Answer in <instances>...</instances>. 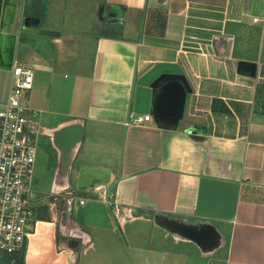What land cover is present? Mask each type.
Returning <instances> with one entry per match:
<instances>
[{"label":"crops","instance_id":"0c3cea01","mask_svg":"<svg viewBox=\"0 0 264 264\" xmlns=\"http://www.w3.org/2000/svg\"><path fill=\"white\" fill-rule=\"evenodd\" d=\"M101 2L105 26L119 32L89 33L88 72L31 66L30 102L55 164L49 189L47 177L35 181L45 199L20 264H264V0ZM68 5L0 0V102L24 36L55 37L58 20L74 27ZM169 83L179 88L177 121L126 125L131 111L153 114ZM50 115L54 125L41 118ZM71 124L83 139L60 149L54 133ZM100 184L119 218L91 193L78 201ZM52 191L62 195L50 201Z\"/></svg>","mask_w":264,"mask_h":264},{"label":"built area","instance_id":"2783aa9c","mask_svg":"<svg viewBox=\"0 0 264 264\" xmlns=\"http://www.w3.org/2000/svg\"><path fill=\"white\" fill-rule=\"evenodd\" d=\"M34 86V70L25 61L17 60L12 69L8 98L0 102V258L10 257L14 264L16 255L24 252L27 240L34 229L35 206L43 201L35 188V170L43 127L39 111L32 107L29 93ZM153 120L152 114L129 113L126 125H143ZM92 198L107 204L112 214L119 218L122 207L114 194L104 184L88 189ZM50 195L61 196L52 191ZM74 200L76 195H66Z\"/></svg>","mask_w":264,"mask_h":264},{"label":"rangeland","instance_id":"374dc122","mask_svg":"<svg viewBox=\"0 0 264 264\" xmlns=\"http://www.w3.org/2000/svg\"><path fill=\"white\" fill-rule=\"evenodd\" d=\"M103 6L104 5L101 0H71V5H68V7L69 11L73 10L75 12L76 22L74 23V27H71V29H66L68 20L62 22L58 20L55 21V37H53V35L24 36V38L28 39L24 45V48L22 49L21 55L23 56H21L20 59L25 61L30 66H34L35 64H48L50 66H55L58 69H65L69 72H88L90 70L93 57V39H89V33L94 32L95 34H116L119 32L116 27L109 25L105 26L106 24L103 21L106 18V14L104 13ZM66 9L67 7L65 5L64 10ZM70 22L71 20L69 23ZM65 23L66 26H63ZM41 31L44 32L46 30ZM68 32L71 33L67 34ZM54 38L55 42L52 41ZM139 97L140 93L138 92L135 97L137 105L140 102ZM41 118L45 124H55V115H50V121L49 119L48 121H44L43 116ZM54 153L55 149L53 147V142L47 136H41L38 164L35 170V181L38 180V182H41L44 179L39 178L42 176L47 177L46 184L44 186L46 189H49L51 183V173H48V171L49 167L51 171L53 170L55 164ZM77 182V176L74 175L73 184L75 190L78 193L84 194V189L87 186L83 185L81 187V185H78V188H76ZM39 187L41 189L42 185ZM54 198V195H49L48 197L50 201H53ZM77 215L79 216V213L78 211H75V216ZM166 219L170 220L168 218ZM197 228L200 232L201 227L199 226Z\"/></svg>","mask_w":264,"mask_h":264},{"label":"water","instance_id":"95a60500","mask_svg":"<svg viewBox=\"0 0 264 264\" xmlns=\"http://www.w3.org/2000/svg\"><path fill=\"white\" fill-rule=\"evenodd\" d=\"M180 110L179 88L169 83L160 92L157 104L153 107V119L162 127H169L178 120ZM54 143L60 149H68L83 139V128L79 124H71L54 133Z\"/></svg>","mask_w":264,"mask_h":264},{"label":"trees","instance_id":"16d2710c","mask_svg":"<svg viewBox=\"0 0 264 264\" xmlns=\"http://www.w3.org/2000/svg\"><path fill=\"white\" fill-rule=\"evenodd\" d=\"M24 256H25V250L23 253H21L20 255H16L15 257H13L15 264H20V262L24 260ZM12 259V258H11ZM23 264V263H22Z\"/></svg>","mask_w":264,"mask_h":264},{"label":"bare ground","instance_id":"6f19581e","mask_svg":"<svg viewBox=\"0 0 264 264\" xmlns=\"http://www.w3.org/2000/svg\"><path fill=\"white\" fill-rule=\"evenodd\" d=\"M68 150H69V149H68ZM68 150H67V151H68ZM57 187H58V186H57Z\"/></svg>","mask_w":264,"mask_h":264}]
</instances>
